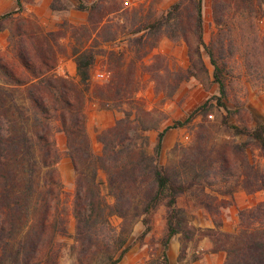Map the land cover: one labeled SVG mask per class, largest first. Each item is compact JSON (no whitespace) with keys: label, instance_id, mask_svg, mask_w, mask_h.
<instances>
[{"label":"rangeland","instance_id":"1","mask_svg":"<svg viewBox=\"0 0 264 264\" xmlns=\"http://www.w3.org/2000/svg\"><path fill=\"white\" fill-rule=\"evenodd\" d=\"M27 1L31 0L19 3L20 10L15 13H26ZM178 1L59 0L55 6L63 9L51 11L46 26H40V19L34 14L26 18L14 15L9 20H0V64H5L23 81H32L34 77L23 65L21 50L31 48L32 43L35 48H29L30 56L39 59L37 47L47 40L56 57L54 74L79 83L73 48L92 51L96 62L91 71L85 114L93 152L98 156L103 154L104 146L98 136L115 127L124 118V112L131 126L137 128L129 131V138L147 156H155L159 132L171 127L158 163L173 180L187 187V191L178 196L176 206L184 212L187 225L169 241V262L229 264L231 261L233 264L234 259L240 260L248 252L249 237L264 234V155L250 134L237 135L233 128L251 132L264 124V81L253 73V68L247 67V64L252 66L253 61L250 54L243 53L249 49L247 42L254 34L246 29L251 35H244L245 28L239 22L232 26L248 0L230 1L229 26L224 22L222 30L215 20V0L202 3L204 42L217 58L223 56L219 59L225 68L224 96L213 79L214 68L204 48L200 52L206 69L198 64L194 76L188 70L191 66L189 50L198 43L194 34L193 0H182L181 26L172 33L167 28L150 31L152 23L160 20ZM253 2L255 8L260 7V0ZM81 4L97 7L91 12L79 11L77 6ZM262 6L264 13V4ZM255 29L264 37V15L258 18ZM235 41L242 42L243 47L238 52L232 44ZM115 79L112 92L106 90L97 94L98 87ZM0 84L7 88L14 86L2 71ZM119 87L124 96L121 102L113 99ZM220 97L224 107L219 104ZM206 102L210 103L208 112L185 123L195 109ZM57 116V113L52 114L53 138L60 155L57 169L63 186L58 219L66 220L68 235L55 239L52 262L75 264L70 245L74 243L72 236L76 227L73 210L77 174L68 158L67 136ZM178 122L185 125L179 126ZM99 178L105 183L102 194L113 206L116 199L109 191L106 171L100 170ZM141 180L142 177L138 182ZM136 186L128 185L127 195L133 207L127 224L118 216L110 218L113 228L119 231L124 227L130 232L127 241L130 250L119 264H160L163 241L168 233L169 209L166 201L161 202L151 213L150 232L142 238L146 226L134 213L136 207L140 212L146 192ZM242 213L246 219H242ZM251 214H260L261 218ZM43 257L40 264H45L47 254Z\"/></svg>","mask_w":264,"mask_h":264},{"label":"trees","instance_id":"2","mask_svg":"<svg viewBox=\"0 0 264 264\" xmlns=\"http://www.w3.org/2000/svg\"><path fill=\"white\" fill-rule=\"evenodd\" d=\"M58 1L53 0L52 11L63 9L55 6ZM230 1L232 0L214 2L215 20L220 30L225 25L224 22L229 24L227 11L232 7ZM260 1V7L255 8L253 0H248L242 12H238L241 15L232 26H237L239 22V25L245 28L244 33L249 29L254 34L250 37L248 30L244 34L251 39L247 42L249 49L243 53L250 54L253 61V65L247 64V67L251 70L253 68L255 70L253 73L259 74L260 80L264 81V37L255 29L258 18L264 15L262 10L264 0ZM192 2L195 5L194 34L198 43L195 48L189 50L191 66L188 70L194 76L198 64L201 69H206L200 52L204 48L214 68L213 79L224 96L225 68L221 66L219 59H223V56L217 58L204 42L203 0ZM96 7V4L90 8L81 4L77 6V10L91 12ZM182 8V0L170 6L160 20L152 23L150 31L167 28L172 33L177 26H181ZM15 14L14 12L5 14L0 16V20H9ZM227 30L225 29L226 33ZM49 36L50 34H47V37ZM235 40L237 41V38ZM236 41L232 44L238 52L243 46L242 42ZM41 45L43 46L37 47L39 59H32L30 47L21 50L23 65L34 77L32 81H23L10 72L5 64H0V71L14 85L7 88L0 84V264H40L45 253L47 254L45 264H53L55 239L68 235L66 220L58 219V205L63 186L57 169L60 155L53 138L55 125L53 113L58 114L62 131L67 136V155L77 174L73 210L76 227L75 235L72 236L74 243L70 245L75 264H119L128 253L130 248L127 241L130 232L127 233L124 227L118 231L110 223L112 216H118L127 224L133 207V201L127 195L130 190L128 185L130 187L137 185L138 189L142 191L144 189L146 192L140 212L138 207L135 208L136 212H133L135 218L141 217L146 226L142 238L151 230V213L161 202L166 201L169 209L168 233L163 241L164 252L160 264H170L167 255L169 241L187 225L184 212L176 207L178 196L186 192L187 187L173 180L166 169L158 163L165 136L171 127L159 132L155 156H147L129 138V131L137 128L131 126V122L127 121V112H124V118L119 120L115 127L98 136L104 148L101 156L96 155L87 133L85 114L90 76L96 56L92 51L73 48L79 78V83H76L71 78L54 74L55 54L47 40ZM32 48L35 47L31 43L30 49ZM114 86L116 79L106 86L98 87L97 94L106 90L112 92ZM120 89L119 87L113 98L118 102L124 97ZM218 100L224 107L222 97ZM209 106L210 103L206 102L195 109L185 123L207 113ZM185 123L177 124L183 126ZM233 128L237 135L250 134L264 155V124L251 132L239 127ZM100 170L108 174V188L116 199L113 206L106 202L102 194L105 183L99 178ZM141 177L139 183L138 179ZM253 214L251 216H255L254 218H261L260 214ZM241 217L247 218L243 213ZM246 243L248 252L240 260L234 259L233 264H264V234L249 237Z\"/></svg>","mask_w":264,"mask_h":264},{"label":"crops","instance_id":"3","mask_svg":"<svg viewBox=\"0 0 264 264\" xmlns=\"http://www.w3.org/2000/svg\"><path fill=\"white\" fill-rule=\"evenodd\" d=\"M20 3L23 4V0H20ZM51 3L52 0L27 1V3L25 4L26 13L22 12L20 14L17 12L15 16L23 15L26 18L30 14L31 15L34 14L40 19V26H46L49 22L48 17L52 16L51 13L53 12L50 7ZM19 10H20V5L18 3V0H0V15H4L10 12L15 13L16 11Z\"/></svg>","mask_w":264,"mask_h":264}]
</instances>
